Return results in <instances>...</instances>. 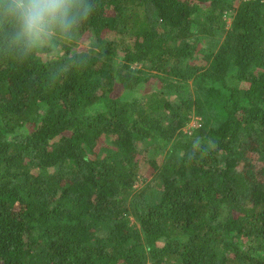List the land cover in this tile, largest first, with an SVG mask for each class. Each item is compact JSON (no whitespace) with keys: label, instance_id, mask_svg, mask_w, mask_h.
Listing matches in <instances>:
<instances>
[{"label":"trees","instance_id":"1","mask_svg":"<svg viewBox=\"0 0 264 264\" xmlns=\"http://www.w3.org/2000/svg\"><path fill=\"white\" fill-rule=\"evenodd\" d=\"M84 3L0 28V264H264V0Z\"/></svg>","mask_w":264,"mask_h":264},{"label":"clouds","instance_id":"2","mask_svg":"<svg viewBox=\"0 0 264 264\" xmlns=\"http://www.w3.org/2000/svg\"><path fill=\"white\" fill-rule=\"evenodd\" d=\"M94 10L84 0H0V28L10 29L12 44L25 54L45 48L55 54L54 38L66 39Z\"/></svg>","mask_w":264,"mask_h":264},{"label":"rangeland","instance_id":"3","mask_svg":"<svg viewBox=\"0 0 264 264\" xmlns=\"http://www.w3.org/2000/svg\"><path fill=\"white\" fill-rule=\"evenodd\" d=\"M230 19H231V17L228 18V20H230ZM196 123H197V120H196V118H195V119H193V120L191 121L190 124H191V125H195ZM190 124H189V125H190ZM138 184L141 185V182H139Z\"/></svg>","mask_w":264,"mask_h":264}]
</instances>
